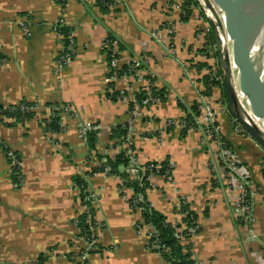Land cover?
<instances>
[{
    "label": "crops",
    "instance_id": "0c3cea01",
    "mask_svg": "<svg viewBox=\"0 0 264 264\" xmlns=\"http://www.w3.org/2000/svg\"><path fill=\"white\" fill-rule=\"evenodd\" d=\"M183 2L119 0L103 11L96 0H67L64 7L56 0H0V105L26 100L66 104L74 110L63 118L62 131L55 135L44 129L40 116L18 122L0 113V264H71L73 253L83 247L73 223L81 213L75 177L98 194L93 210L101 230L89 264H163L161 255L148 251L145 239L135 232L134 223L141 216L129 209L132 191L126 189L128 195L121 191L116 176L89 173L95 153L76 128L78 123L95 122L99 126L96 152L114 158L124 143H112L111 130L131 118L128 98L135 103L136 93L148 82L164 91L165 98L140 108L142 116L133 128L134 153L141 164L159 166L168 161L172 167L169 178L157 173L148 176V201L169 223L185 229L184 216L175 223V213L176 203L188 199L197 229H191L181 243L200 264L264 261L263 150L250 140L243 142L227 114L218 116L222 138L232 147L237 144L239 150L233 148L253 172L256 227L263 237L258 244L248 242V230L234 219L224 189L218 185L202 189L212 176L207 167L209 152L199 142V132L168 124L170 120L181 124L202 95L220 93L212 88L211 95H205V68H197L203 60L201 24L193 7L185 17ZM19 22L26 24L28 34ZM61 22L70 29L69 46L58 30ZM162 22L173 28L168 36L172 47L154 39ZM107 36L116 40L119 67H127L112 87L105 81L110 71L103 47ZM62 51L71 52L72 59L58 76L54 63ZM121 87L128 95H120ZM115 91L117 95H109ZM242 143L250 145L252 153L242 152ZM8 151L20 160L22 183L13 173Z\"/></svg>",
    "mask_w": 264,
    "mask_h": 264
},
{
    "label": "trees",
    "instance_id": "16d2710c",
    "mask_svg": "<svg viewBox=\"0 0 264 264\" xmlns=\"http://www.w3.org/2000/svg\"><path fill=\"white\" fill-rule=\"evenodd\" d=\"M67 0L62 1L61 6H65ZM97 5L103 10L107 11L110 9V5L113 4L112 0H96ZM197 2L195 0H184L182 6L185 10V14L187 15L192 13V7L197 8ZM201 16L203 14L201 13ZM184 17V16H183ZM204 21L207 20L206 17H201ZM59 32L63 35V42L65 46H69L72 44V39L70 37V29L66 25H64L62 22L58 25ZM108 40H115L113 36H107ZM214 43V35L213 31L211 30L209 34L206 36V44ZM0 59H2V56L0 55ZM208 68L209 66L205 62H198L197 68ZM127 68V67H125ZM125 68H120L118 70V75H121ZM221 73V70H220ZM109 76V74H108ZM150 79L149 81H151ZM203 81L205 83V95L210 96L213 83L210 80L209 76L204 74L203 75ZM113 82L109 83L112 87ZM218 88L221 91V96L223 103L226 104L225 101V95H224V88H223V82L218 83ZM118 93L115 91L112 94H109L111 96L117 95ZM150 96L151 100L148 102L146 106H149L153 104L155 101H162L165 98V93L162 90H157L155 87H152L151 84L148 87V89H145L144 87L136 93V102H129L128 109L131 111L135 104H137L139 107H142V102L145 100L148 96ZM37 105V102H29L26 100H22L16 104H12L9 106H1L0 105V113L7 118H12L15 121L18 122H24L26 120L32 119L35 117V112L33 110H28L31 107H35ZM58 103H46L44 104L45 107H51V106H59ZM66 105V104H62ZM197 104L192 106L191 109L187 112V115L180 120V122H183L184 130H188L190 128L195 127L194 123V116L199 115ZM232 116V115H231ZM97 125V124H96ZM44 129L48 133H59L61 131V125H60V116L55 115L50 119V122L47 123V125L44 127ZM128 131L127 123H124L122 125H118L115 128L111 130L110 139H116V142L124 143V140L126 138ZM97 132L96 130H89L86 132V143L89 150H96V143H97ZM230 145L229 143H227ZM132 150L134 151L133 144L130 146ZM125 152V153H124ZM120 152L118 155H116L114 158H110L108 156H103L101 154H98L95 151V155L98 161V164L91 167L89 173H95V172H103L105 167H108V174L117 176L118 179L121 180L119 183V188H128L132 191L131 197L128 199L129 205H133L134 202H136V205L140 208V213L142 220L145 225L151 226L155 232V238L158 239V245L160 246V250L153 249V251L157 252L161 255L164 264H200L197 262L193 257L191 252L188 250V247L183 245L181 243V237L188 238L190 236L189 228L196 230L197 224H196V215L192 213L189 210V206L187 205H181L180 212L184 214V218L182 219V223H185L186 228H181L182 224H171L167 221L166 217L156 211L151 203L148 201L146 197V189L149 187L148 182V176L151 173H157V174H163L165 177L167 175L165 172L169 170V162H164L160 164L159 166L156 163L150 162L145 164V170L144 172L139 171L140 178L138 177H132L125 171V166L129 164V155L125 151ZM158 166V169H155V167ZM264 172V169H263ZM137 175V176H139ZM74 183L79 186L80 189V200L83 202V198L86 194L85 188L86 185L83 183V180H81L78 177L74 178ZM89 204V202H88ZM91 213L93 216V210L90 209L88 213H83L78 217L77 227L80 230V233L85 237H90V230L87 224V216ZM93 222V220H92ZM181 236V237H180ZM154 239H151V241H155ZM161 248H164L166 251H162ZM87 263V262H86ZM85 263V264H86Z\"/></svg>",
    "mask_w": 264,
    "mask_h": 264
},
{
    "label": "rangeland",
    "instance_id": "374dc122",
    "mask_svg": "<svg viewBox=\"0 0 264 264\" xmlns=\"http://www.w3.org/2000/svg\"><path fill=\"white\" fill-rule=\"evenodd\" d=\"M197 2V8H194V13H195V17L200 21V27L198 28V32L199 34L202 32L203 29L207 30L206 33L207 35L209 34V32L213 29H212V25L214 24L216 26V30L217 32L219 33L220 35V38H221V43H222V48H223V51L224 52H227L230 57H232V39L227 35L226 33V30H225V15H224V11L221 10V8L218 6L217 4V0H209V2L211 3L214 11H215V16L212 14V12L208 9V7L206 6V4L204 3L203 0H195ZM243 5H244V0H236V6H237V9L238 11L241 13L242 10H243ZM201 13L203 14L204 17L207 18V20H203L201 17ZM163 24V22H162ZM168 24V23H167ZM168 26L171 28L172 26H170L168 24ZM173 29V28H171ZM168 35H165L164 31L162 29L158 30L156 33H154V39L157 41V42H165L169 44L170 47H172V41L171 39H168ZM215 42V40H214ZM201 51L202 54H201V57H202V62H205L210 68H213L214 70H217L218 68H220L219 66V62H218V57H217V52H216V46L214 43H211V44H204V46H201ZM174 52V51H173ZM194 56L195 55H198L197 53L193 54ZM199 57V56H197ZM184 60V59H183ZM182 62V61H181ZM186 62V60H185ZM183 63V62H182ZM118 66H119V59H118V62H117ZM203 73H207V69H203L202 70ZM237 69L236 67H232V82L234 85H236V79H237ZM116 80V79H115ZM121 93L120 95L123 94V92H126L127 95H128V92H127V89H122V87L120 88L119 90ZM124 95V94H123ZM122 95V96H123ZM130 95V94H129ZM129 97V96H128ZM129 102H133L134 99H132V97H129L128 98ZM222 96H221V91L219 93V96H211V97H208V101L210 102H214L213 105L214 107H216L217 110H220L221 107H223V103H222ZM236 99L238 101V106H239V109L240 111L242 112V114H245V112H249V108H248V105H247V101H246V98L244 95L240 94L239 92H236ZM206 100V98L204 99ZM156 103V102H154ZM37 104H39L37 102ZM44 105V104H43ZM198 106H199V110H200V115L196 118V121L199 122V120H202V123H197V127L195 129H193L194 131H198L199 132V137H198V140L200 143L204 144L206 147H207V152H209V154L207 153L208 155V162H207V167L209 168L210 170V174H211V179L210 181L208 182H205L204 186L202 187V189H206L208 186H215V185H218L220 186L221 189H224V192L226 193V203L230 206L231 208V212H232V215L234 217V219L236 220V218H240L242 215L239 213V212H236V210L234 209L233 207V204L231 203V192H230V189L228 188V177L227 175L222 172L220 170V163H218V161L221 160V151L219 149V146H218V143L215 139L214 136H211L209 134H207L206 132V129H205V117L203 116V112H205V107H204V101L202 99L199 98L198 100ZM228 108V107H227ZM74 111V110H73ZM129 111V110H128ZM229 111V109H228ZM35 112V117L37 116H40V118L44 121V119L41 117L45 112H43V110H39V111H36L34 110ZM130 113V111L128 112ZM135 114V115H133ZM131 115V118L128 119L127 123H128V126H129V134H130V139L129 141L132 142L133 144V136H134V123L136 121L137 118H139L140 116H142V110L140 109L139 111H135V112H131L130 113ZM227 115L232 118V122H233V130H234V127L235 125H239V123L237 121H235L234 117L231 116L230 112H227ZM196 117V116H194ZM253 119L254 120H257V121H260L262 122L261 119L259 118H256L253 116ZM252 119V120H253ZM218 120V119H217ZM42 121V122H43ZM264 123V122H262ZM94 125L95 122H86V123H83V125ZM168 124L170 126H175V125H179L180 127L182 126L180 123L178 122H175L174 120H170V122H168ZM47 124H43L42 126H46ZM79 125H82L79 123ZM97 127H99L97 125ZM259 128V130L261 131L262 128H260L259 126H257ZM62 128L61 127V131H62ZM242 128V126H241ZM191 130V131H193ZM50 134H58V133H51ZM220 136L222 137L221 133L219 132ZM239 135H241L242 139H243V142H246V140H250V142H254L251 137L244 131V129L242 128V132L239 133ZM80 137V136H79ZM82 140L86 141L85 137H80ZM224 140V139H223ZM110 141H112V143H115L117 140L116 139H110ZM122 145V143H120ZM243 144V143H242ZM253 144H256L255 142ZM123 149L122 151L124 152L126 150V153H127V148L125 147V143L123 144ZM253 146V145H252ZM251 146V148H253ZM258 146V145H256ZM234 147V146H233ZM232 147V145L230 146V148L232 149V151L234 152L235 154V157L241 162V164H244L243 163V159L242 157L238 154V150H239V147L237 146V144H235V149H237V151ZM260 148V147H259ZM242 152H250L252 153V150H248L250 149V145L246 144L244 145L243 144V147H242ZM96 150H94V153H95ZM241 152V153H242ZM264 152V151H263ZM125 153V152H124ZM128 154V153H127ZM264 154V153H263ZM129 155V154H128ZM133 159H132V164L133 166H130V164H127V166H125V171L129 174V175H132V176H137L139 175V171L141 172L142 169L144 168L145 164H141L138 159L136 158L135 156V153L133 151ZM130 161V160H129ZM20 163V162H19ZM149 163V162H148ZM97 158H96V155L94 154V166L97 165ZM245 165V164H244ZM246 166V165H245ZM87 167H90V166H87ZM264 167V166H263ZM246 168L249 170V174H250V179H249V183H248V191L251 192L254 196V199H255V196L257 194V189L256 187H253V184H252V170H250V168H248L246 166ZM91 169V168H90ZM264 168H262L263 170ZM261 170V169H260ZM14 173V172H13ZM103 175L105 177L107 176H111L110 174L108 173H103ZM261 188L264 189V172L262 173L261 175ZM113 177V176H111ZM117 177V176H116ZM209 179V178H208ZM20 183H22V176L20 175ZM121 182V180L119 179V183ZM78 189H79V186H78ZM121 191H124L126 193V195L129 194V191L126 190L128 188H119ZM79 192H80V189H79ZM85 192L86 193H89L90 195V202L89 204L87 203L88 206H90V209L93 210V206L96 207L97 203H98V198H97V192H92L91 190H88V188H85ZM124 193V195H125ZM126 195L124 197H126ZM128 201V199H127ZM185 201L188 203V199H185ZM81 203V213L78 214L76 216V218L74 219L73 223L77 226V222H78V217L83 214V213H86L84 212V202L80 201ZM189 204V203H188ZM129 205V203H128ZM179 205V201L176 203V222L175 223H181V214L178 212L177 210V207ZM129 209L131 210V212H135V213H138L140 214L141 216V213H140V210H137L135 208H130V205H129ZM255 214V213H254ZM88 217L91 218H95V221H96V224L97 226H94V229H93V233H92V238L94 239V235H95V244L92 246L91 250L89 249L90 247L87 245V242L84 240L86 239L81 233L79 234V239L83 242V247L81 249L78 250L77 253H73L72 257H71V264H89V258L91 256V254L94 252L95 248H96V245H97V241H98V233L100 232L101 230V227H100V222L96 219V216H95V212L93 210V216L91 213L88 214L87 216V219ZM256 217V216H255ZM94 222H92L93 224ZM257 223V219H256V222L255 224L253 225H250L248 226L250 229H252L254 231V233L257 235V237L255 238V240H251V239H248V242L250 243H258V244H261V241H262V236L258 234V231H257V227H256V224ZM135 224V227L136 226H139L140 228H136L137 230H135L136 234L142 238H146V231H147V228L149 227L148 225H145L143 220H142V217H141V221H137ZM247 227V226H246ZM247 227V228H248ZM248 234L250 236V232L248 230ZM146 247V246H145ZM147 249V248H146ZM148 251H152V252H155L153 250H150V249H147ZM157 253V252H155ZM87 254V255H86ZM85 256H87L85 258ZM85 261V262H82L81 261ZM256 264H264V261H260V259H257V263Z\"/></svg>",
    "mask_w": 264,
    "mask_h": 264
},
{
    "label": "built area",
    "instance_id": "2783aa9c",
    "mask_svg": "<svg viewBox=\"0 0 264 264\" xmlns=\"http://www.w3.org/2000/svg\"><path fill=\"white\" fill-rule=\"evenodd\" d=\"M62 1L64 0H56L57 3L62 4ZM113 4L110 5V8H114L117 4L119 0H112ZM62 7V6H61ZM64 7V6H63ZM20 28L21 30L25 33L28 34V30L26 27V24L24 22H19ZM161 29L164 31L165 35L171 36L172 34V29L168 26L167 22H163V24L161 25ZM207 30L203 29L202 32L199 34L200 37L202 38L204 44L206 45V33ZM103 47L106 50V59H107V63H108V67H109V76H107V78L105 79L106 83L109 84L111 82H113L117 77H118V70L120 69V67L118 66L117 62H118V51H117V44H116V40H108L106 38V40L103 43ZM72 59V54L69 51H62L56 58L55 63H54V71L58 76H61V74L64 72L65 68L68 66V64L70 63ZM3 62V59H0V63ZM205 69H207V73L206 75L209 76L210 80L212 81V83L214 84L212 88H218V83L222 82V76L220 73V68H218L217 70H214L213 68L210 67H206ZM205 74V73H204ZM150 86V82H148V84L145 86V89H148V87ZM219 89V88H218ZM237 92V91H236ZM148 97L143 100L142 102V107H146V105L148 104V102L151 100L149 94L147 95ZM203 101H204V107H205V112H203V116L205 117V129L207 134L214 136L219 149L221 151V160L218 161V163H220V170L222 172H224L227 177H228V188L230 189L231 192V203L233 204L234 209L236 210V212H239L242 216L239 219V221L241 222V224H243L245 227L250 226L255 224L256 222V217L254 214V196L251 192L248 191V183H249V179H250V174H249V170L246 168V166L244 164H241V162L235 157L234 152L232 151V149L230 148V145L227 144L226 141L223 140V138L220 136L219 132H220V128H219V124H218V116L222 115V114H227L228 108L226 106L225 103L223 107H221L220 110H217L216 107H214L213 103L214 102H210L208 101V97L202 95L200 97ZM206 98V100H204ZM157 102V101H155ZM141 107H139L137 104L134 105L133 109L130 111L131 112H135V111H139ZM199 108V106H198ZM28 110H43V112H45L41 117L44 119L43 124H47L48 122H50V119L55 116V115H59L60 116V125L61 127L62 125V120L65 116L67 115H71L74 114V111L72 110V108L68 105H59L57 107L55 106H51V107H45L44 105L41 104H37L35 107H31ZM135 115V114H133ZM199 115H200V110H199ZM198 115V116H199ZM194 117V123H195V127H197V123H202V120H199V122L196 121V118L198 117ZM183 123L181 122V125ZM127 127H128V131H127V135L126 138L124 140L125 143V147L127 148V153L129 154V164L130 166H133L132 159H133V150L130 146H132V142L129 141L130 139V134H129V126L127 123ZM76 128L78 129V134L80 137H85L86 132L89 130H96L98 129L97 125H78L76 126ZM236 134H239L240 132H242V128L241 125H235L234 130H233ZM7 158L10 161V166L12 167V170L15 174H17V176L20 178L21 175V171H20V160L19 158L11 151H8L7 153ZM169 170H167L165 172V174L167 175V178L171 177V165H168ZM159 167L156 166L155 169H158ZM145 166L142 169V172H144L145 170ZM109 168L105 167L103 173H108ZM132 176V175H131ZM132 177H138L140 178L141 176H132ZM148 179V178H147ZM90 194L86 193L84 198H83V202H84V212L88 213V211L90 210V206L87 205L88 202H90ZM131 197V196H130ZM130 197H128L127 199H129ZM188 203L182 198L179 201V205L177 207L178 212L181 214V216H184L183 213L180 212V207L181 205H187ZM130 208H135L137 210H140V208L136 205V202L133 203V205H130ZM92 220H93V224H92ZM87 224L90 230V237L87 239H84L87 242V245L90 247L89 249L91 250L92 246L95 244V235H94V239L92 238V233H93V229L94 226H97L95 218H91L88 217L87 219ZM246 227V228H247ZM136 228H140L139 226L135 227V230H137ZM189 232L191 230V228L188 229ZM247 230H249L250 232V236L249 239L251 240H255V238L257 237V235L254 233V231L252 229H250L249 227L247 228ZM181 237V236H180ZM155 238V232L153 230V228L151 226H149L147 228L146 231V238H145V246L147 249L153 250H160V246L158 245V239L155 238V241H151V239ZM182 238V237H181ZM162 251H166L164 248H161ZM87 255V254H86ZM87 256H85L86 258ZM85 262L84 260L81 261ZM164 264V262H163Z\"/></svg>",
    "mask_w": 264,
    "mask_h": 264
},
{
    "label": "water",
    "instance_id": "95a60500",
    "mask_svg": "<svg viewBox=\"0 0 264 264\" xmlns=\"http://www.w3.org/2000/svg\"><path fill=\"white\" fill-rule=\"evenodd\" d=\"M203 1L214 15L209 0ZM217 4L224 11L225 30L233 41L230 57L223 51L220 35L212 25L226 106L235 121L264 151V134L242 116L236 99L238 90L245 96L251 114L264 122V0H244L241 13L236 0H217ZM232 67L237 69L236 85L232 82Z\"/></svg>",
    "mask_w": 264,
    "mask_h": 264
},
{
    "label": "bare ground",
    "instance_id": "6f19581e",
    "mask_svg": "<svg viewBox=\"0 0 264 264\" xmlns=\"http://www.w3.org/2000/svg\"><path fill=\"white\" fill-rule=\"evenodd\" d=\"M237 77V76H236ZM236 91H238V90H236ZM242 114V113H241ZM242 116L246 119V120H249V121H251V122H253V124H255L256 126H259L260 128H262L261 129V132L264 134V123H262V122H260V121H257V120H254L253 119V115L251 114V112L249 111H247V112H245V114H242ZM253 119V120H252Z\"/></svg>",
    "mask_w": 264,
    "mask_h": 264
}]
</instances>
